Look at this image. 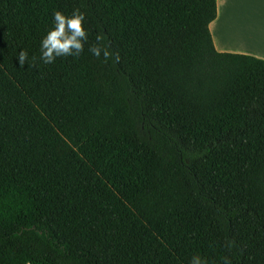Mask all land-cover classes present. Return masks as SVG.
Returning <instances> with one entry per match:
<instances>
[{"label": "trees", "instance_id": "1", "mask_svg": "<svg viewBox=\"0 0 264 264\" xmlns=\"http://www.w3.org/2000/svg\"><path fill=\"white\" fill-rule=\"evenodd\" d=\"M74 9L88 44L44 64L53 11ZM216 16L0 0V264H264V60L218 52Z\"/></svg>", "mask_w": 264, "mask_h": 264}, {"label": "crops", "instance_id": "2", "mask_svg": "<svg viewBox=\"0 0 264 264\" xmlns=\"http://www.w3.org/2000/svg\"><path fill=\"white\" fill-rule=\"evenodd\" d=\"M217 16L210 23L218 52L264 60V0H216Z\"/></svg>", "mask_w": 264, "mask_h": 264}, {"label": "clouds", "instance_id": "3", "mask_svg": "<svg viewBox=\"0 0 264 264\" xmlns=\"http://www.w3.org/2000/svg\"><path fill=\"white\" fill-rule=\"evenodd\" d=\"M85 15L78 9H74L70 15H66L61 10L52 13L51 26L42 35L39 44V59L44 64H52L59 57H78L88 44V32L84 27ZM96 43L88 45V52L92 56L107 61L111 55L110 51L102 45L104 39L102 34H97ZM16 59L21 68L28 60V53L20 49ZM188 264H207L204 257L194 254Z\"/></svg>", "mask_w": 264, "mask_h": 264}]
</instances>
